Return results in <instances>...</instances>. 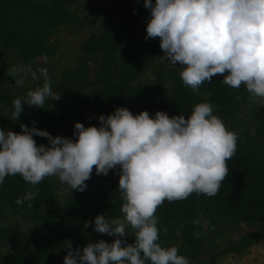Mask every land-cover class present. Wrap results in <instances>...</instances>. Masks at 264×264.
<instances>
[{"label": "trees", "instance_id": "1", "mask_svg": "<svg viewBox=\"0 0 264 264\" xmlns=\"http://www.w3.org/2000/svg\"><path fill=\"white\" fill-rule=\"evenodd\" d=\"M80 5L0 0V145L14 147L0 221L41 229L0 224V264H218L264 241L228 236L264 230V0H109L92 18ZM89 25L59 83L20 89V66L50 70L38 58L60 54L58 34ZM81 166L97 173L56 207L57 177Z\"/></svg>", "mask_w": 264, "mask_h": 264}, {"label": "rangeland", "instance_id": "2", "mask_svg": "<svg viewBox=\"0 0 264 264\" xmlns=\"http://www.w3.org/2000/svg\"><path fill=\"white\" fill-rule=\"evenodd\" d=\"M105 3L108 4L109 0H81L79 13L82 14L84 17L92 18V16L97 11L96 6L98 4H105ZM76 6L77 5H74V7ZM207 17H208L207 14L204 13L203 18L205 19ZM92 28H95V27H93L92 25H89L85 27L83 30H79L77 28L62 30L57 36L59 39V42L61 43L60 54L56 58H44V57L38 58L40 63H45L49 65L51 67L50 70L39 67L37 75H34V74L25 73L22 66L18 68L16 72H18V74H20V77H21L20 89H25L34 84H40L42 80H43L42 85L47 84V83L50 84L52 82L59 83V77L62 75V72L65 69V67L66 66H71V67L76 66L77 64L76 60L78 58V55L81 54L80 44L84 39L88 37L90 29ZM218 49H219V41L216 42V46L212 47L213 52H211L210 55H213V56L217 55ZM173 56L174 55H171L169 57L170 60L173 59ZM242 60L243 62L241 61L235 67V70L239 73L240 76H242L243 73L246 70H248L250 67L248 58L243 57ZM89 66H90L89 74H90V77H92V75L94 74L95 68L92 62L89 63ZM199 70H200L199 65H192V64H187L184 68V71L191 75H194ZM0 74L2 75L3 71L0 72ZM261 74H264V65L260 64L257 69V75H261ZM55 76H56L57 81L54 80ZM154 77H155L154 71L149 72L147 75V79H153ZM56 95L57 94L55 93L52 95V97ZM33 96L36 97V94H34ZM255 103H257V101H255ZM262 106H264V104L259 105L260 110L262 109ZM250 108L251 107H247L245 112L241 114V117H243L244 121H248L247 114ZM118 121L122 125L125 123V118L123 116H120L118 118ZM10 129L11 128L8 127L6 131L9 132ZM3 152H10V153L14 152V147L9 145L5 141L2 145H0V154ZM96 173H97L96 167L88 168L86 166H81L78 168L77 175L73 176L71 174H67L65 176L57 177L58 181H62V185L57 192V196L53 202V205L61 208L64 204V199L66 197V194L70 192V190L73 188L74 184L78 181V179L81 177L87 178L90 174H96ZM0 224L11 225L17 230H22V232H24L28 237L36 236L37 234L41 232V229L37 227L33 222H27L24 225H21L17 223L14 220V218H12L9 222L0 221ZM131 226H132L131 217L129 216L125 217L124 220L122 221V229L126 230L127 227H131ZM251 229L257 230V231H264L260 227H253L245 223H241V225L237 226L234 232L232 233L229 232L228 236H233L235 239H238L241 235H243L245 232ZM225 230H227V228ZM6 248H11V247H6ZM8 250L10 252L13 251L12 249H8ZM218 264H264V241L261 240L260 242L254 244L242 256H238L237 254H228L227 256L222 257L218 261Z\"/></svg>", "mask_w": 264, "mask_h": 264}]
</instances>
